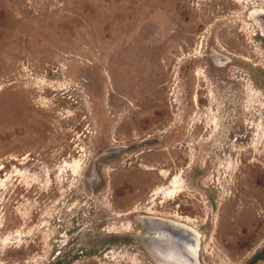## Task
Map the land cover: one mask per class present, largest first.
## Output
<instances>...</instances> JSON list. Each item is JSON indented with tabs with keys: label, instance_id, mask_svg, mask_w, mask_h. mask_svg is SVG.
I'll return each instance as SVG.
<instances>
[{
	"label": "rangeland",
	"instance_id": "1",
	"mask_svg": "<svg viewBox=\"0 0 264 264\" xmlns=\"http://www.w3.org/2000/svg\"><path fill=\"white\" fill-rule=\"evenodd\" d=\"M262 9L0 0V264H160L176 213L205 264H264Z\"/></svg>",
	"mask_w": 264,
	"mask_h": 264
},
{
	"label": "bare ground",
	"instance_id": "2",
	"mask_svg": "<svg viewBox=\"0 0 264 264\" xmlns=\"http://www.w3.org/2000/svg\"><path fill=\"white\" fill-rule=\"evenodd\" d=\"M264 17V9L259 11ZM22 95L19 106L23 110L30 109V98ZM14 158V157H13ZM16 159V158H15ZM2 180V178L0 179ZM178 175L172 180L169 187H160L155 193L163 192L166 196L178 195L182 185ZM176 220L168 218H150L149 223L156 233L151 237L153 251L160 264H205L202 258L203 234L197 228L196 220L189 215L176 213Z\"/></svg>",
	"mask_w": 264,
	"mask_h": 264
}]
</instances>
